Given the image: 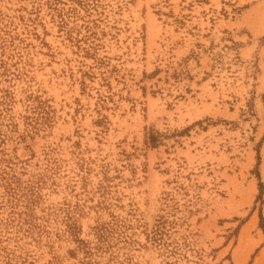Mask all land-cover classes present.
<instances>
[{
  "label": "rangeland",
  "instance_id": "obj_1",
  "mask_svg": "<svg viewBox=\"0 0 264 264\" xmlns=\"http://www.w3.org/2000/svg\"><path fill=\"white\" fill-rule=\"evenodd\" d=\"M0 264H264V0H0Z\"/></svg>",
  "mask_w": 264,
  "mask_h": 264
}]
</instances>
